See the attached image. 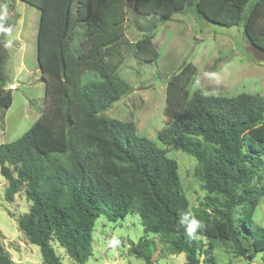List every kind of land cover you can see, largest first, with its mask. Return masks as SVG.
I'll list each match as a JSON object with an SVG mask.
<instances>
[{"label": "trees", "instance_id": "trees-1", "mask_svg": "<svg viewBox=\"0 0 264 264\" xmlns=\"http://www.w3.org/2000/svg\"><path fill=\"white\" fill-rule=\"evenodd\" d=\"M19 1L40 12L37 60L44 111L21 138L0 145V172L8 181L7 202L26 192L31 205L18 218V228L39 247L43 264H64L56 247L72 264H86L101 216L115 223L139 216L145 235L129 252L145 264L155 263L158 244L168 254H185L186 264H217L212 252L219 243L231 244L237 257L250 262L263 254L264 264V228L253 223L264 197L256 185L264 178L263 96L191 94L196 70L190 63L169 79V123L158 139L197 161L194 175L207 194L194 210L177 161L138 137L134 122L103 115L133 91L119 76L122 61H112L126 43L128 2L136 17L149 20L139 25L143 36L133 45V56L148 62L159 57L153 44L159 23L176 14L242 26L248 44L264 52V0ZM7 59L0 37L4 109L13 104ZM219 63L216 59L214 66ZM0 264H15L1 243Z\"/></svg>", "mask_w": 264, "mask_h": 264}, {"label": "rangeland", "instance_id": "rangeland-1", "mask_svg": "<svg viewBox=\"0 0 264 264\" xmlns=\"http://www.w3.org/2000/svg\"><path fill=\"white\" fill-rule=\"evenodd\" d=\"M127 12L126 43L112 61H122L119 76L133 91L103 115L134 122L138 137L149 139L177 161L184 194L194 210L207 194L194 175L197 161L158 139L169 123L166 115L168 81L190 63L196 70L188 86L191 94L202 91L206 95L229 98L243 93L264 97V52L248 44L242 26L226 28L197 21L190 13L176 14L173 20L159 23L155 32L153 44L159 53L158 59L140 62L133 56V45L143 36L139 25H146L149 20L136 17L131 2L127 4ZM39 20L38 9L19 0H0V37H4L8 55L7 88L15 86L11 88L12 106L0 107V145L21 138L44 111L45 85L37 60ZM216 59H220V63L215 67ZM256 185L264 189V178L256 181ZM7 187L8 181L0 172V243L15 264H43L39 247L30 244L18 228V218L28 212L31 205L26 192L22 190L13 202H7ZM253 223L264 228V197L254 213ZM144 235L139 216H128L116 223L101 216L93 232V255L86 264H145L129 252ZM56 249L64 264H72L64 249ZM212 253L217 264H262L263 261V254L252 262L237 257L231 244H216ZM154 261V264H186V255L168 254L158 244Z\"/></svg>", "mask_w": 264, "mask_h": 264}, {"label": "clouds", "instance_id": "clouds-1", "mask_svg": "<svg viewBox=\"0 0 264 264\" xmlns=\"http://www.w3.org/2000/svg\"><path fill=\"white\" fill-rule=\"evenodd\" d=\"M185 219H187V217H185ZM196 227V222L193 221L190 225H189V231L191 232L194 228Z\"/></svg>", "mask_w": 264, "mask_h": 264}, {"label": "crops", "instance_id": "crops-1", "mask_svg": "<svg viewBox=\"0 0 264 264\" xmlns=\"http://www.w3.org/2000/svg\"><path fill=\"white\" fill-rule=\"evenodd\" d=\"M13 87H15V86H10L9 88H13Z\"/></svg>", "mask_w": 264, "mask_h": 264}]
</instances>
